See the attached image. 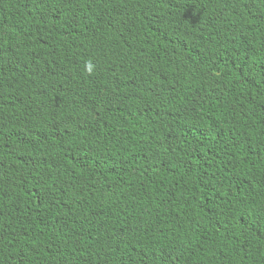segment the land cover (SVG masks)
<instances>
[{
  "label": "trees",
  "instance_id": "trees-1",
  "mask_svg": "<svg viewBox=\"0 0 264 264\" xmlns=\"http://www.w3.org/2000/svg\"><path fill=\"white\" fill-rule=\"evenodd\" d=\"M0 264H264V0H0Z\"/></svg>",
  "mask_w": 264,
  "mask_h": 264
},
{
  "label": "clouds",
  "instance_id": "clouds-1",
  "mask_svg": "<svg viewBox=\"0 0 264 264\" xmlns=\"http://www.w3.org/2000/svg\"><path fill=\"white\" fill-rule=\"evenodd\" d=\"M88 67H89V71H90V73H91V69H92L93 66H92L91 64H89Z\"/></svg>",
  "mask_w": 264,
  "mask_h": 264
}]
</instances>
